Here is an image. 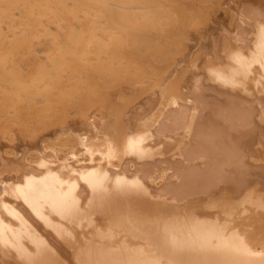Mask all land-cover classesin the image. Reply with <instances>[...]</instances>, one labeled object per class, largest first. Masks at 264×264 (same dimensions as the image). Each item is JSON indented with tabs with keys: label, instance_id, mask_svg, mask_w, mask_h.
<instances>
[{
	"label": "bare ground",
	"instance_id": "bare-ground-1",
	"mask_svg": "<svg viewBox=\"0 0 264 264\" xmlns=\"http://www.w3.org/2000/svg\"><path fill=\"white\" fill-rule=\"evenodd\" d=\"M226 1L0 0L1 253L264 264V25L244 52L260 12Z\"/></svg>",
	"mask_w": 264,
	"mask_h": 264
},
{
	"label": "crops",
	"instance_id": "crops-1",
	"mask_svg": "<svg viewBox=\"0 0 264 264\" xmlns=\"http://www.w3.org/2000/svg\"><path fill=\"white\" fill-rule=\"evenodd\" d=\"M239 1H241L242 3L240 2V3H238V4H242V6H243L244 9H246V10H251V9H253V10L255 11L254 14H256V12H257V14L260 12V15H256V16H254V14H253V16H254L253 18H254V19L251 18V19L248 20L247 23L244 24V27H245V28H244V32H246L247 30H248V31L245 33V35H247V43H246V45L243 46L242 49H243L244 52L249 53V52H250V49H251V50H254V49L257 50V49H256V45H255L257 41L255 42V40H256L258 37H256V36H257V35L259 36V33H260V31H259L260 29H259V28H261L260 24L262 23V24L264 25V23H263V21H264V17H263V16H262L263 18L261 17V15L264 14V13L262 14V12L264 11V10H263V9H264V6H263V5H264V0H263V1L260 0V1H259L260 3L262 2L263 5H261V4L259 5V3L257 2L258 0H255L256 2H254V1L252 0L254 3H253V2L247 3V2H249L250 0H248L247 2H246V0H239ZM239 1H238V2H239ZM243 3H244V4H243ZM245 4H246V5H245ZM248 5H250V7H249ZM257 5H259V6H257ZM234 7L236 8L235 5H234ZM239 7H240V5L238 6V9H239ZM258 7H260L261 10H259ZM235 8H234V9H235ZM258 16H259V17H258ZM255 17H256V18H255ZM225 18H226V19H225ZM225 18L221 19V20H222V21H220L221 24L223 23L224 28H227V29L230 28V29H231V28H232V25H234V23H230V24H229V23H228V22H229V19H227V17H225ZM256 19H257V22H256ZM260 19H261V20H260ZM262 19H263V20H262ZM234 22H236L235 15H234ZM256 23H257V24H256ZM235 24H236V23H235ZM248 24H249V25H248ZM216 25L219 27L220 24H218V22L215 24V22H214L213 25H210V26H209L210 31H212V29H213V34H215V35H217L216 32L219 33V30L217 29V26H216ZM250 25H251V26H250ZM252 25H253V26H252ZM255 25H256V26H255ZM228 27H229V28H228ZM234 27H235V25H234ZM253 27L255 28V30H254ZM257 27H259V28L257 29ZM251 28H252V29H251ZM216 29H217V30H216ZM257 30H258L259 32H257ZM215 31H216V32H215ZM254 31H255V32H254ZM253 32L255 33V36H254V37L256 38V39L253 38L254 40L251 39L250 37H248V35H249V36L252 35ZM248 33H249V34H248ZM219 34H220L219 37H220V36L223 37V36L225 35V33H224L223 31L220 32ZM253 35H254V34H253ZM253 35H252V36H253ZM222 37H220V38H221V41H222V39H223ZM248 38H249V39L251 40V42H252V43L250 42V45H251V46H252V45H255V46H252V48H250L251 46L249 45V39H248ZM208 40H209V36H208V38H206V42H208ZM221 44H222V42H221ZM234 46H235V45H234ZM249 46H250V47H249ZM248 47H249L250 49H249ZM222 48H223V46L220 45V46H219V49H222ZM221 51H222V50H221ZM204 54H205V53H204ZM203 56H204V55H203ZM203 56H202V57H203ZM204 60H205V58H204ZM204 60L201 59V60L199 61V63L197 62V64L200 65L201 63H203ZM225 62H227L226 58H225ZM220 63H221V62H220ZM220 63H217V64H220ZM199 65H197V66H199ZM201 65H202V64H201ZM222 65H224L223 61H222ZM199 72H200V73H203V71L201 70V68H200ZM244 91L247 92L246 95H247L248 93H250V95H251V92H252V95H251L252 97H264L262 91H257V92H258V95H257L256 90H250V92H249V91H246V90H244ZM239 92H240V91H238V93H239ZM241 92H242V91H241ZM241 92H240V94H241ZM245 92H242L243 94H241V95L244 96V93H245ZM255 92H256V93H255ZM259 94H260V95H259ZM251 96L248 95L247 97H251ZM255 103H256V102H255ZM256 106H257V104H256ZM193 123H194V122H193ZM200 123H201V122H200ZM200 123L198 124L199 127L196 125V124H197L196 122H195V125H194V124H191V126H193L194 128L197 127L195 130H198V128H200V127L202 126V125H200ZM260 124H261V123H260ZM191 126H190V127H191ZM191 128H192V127H191ZM191 128H190V129H191ZM194 128H193V129H194ZM235 128L238 129L237 127H234V129H235ZM239 129H245V128H241V127H239ZM259 130H264V125H263V124L259 125L258 127H255V130H254V131H259ZM256 137H257V133L254 132V134H253V138L251 139L252 142H250V144H252L254 147L257 145V143H256L257 138H256ZM257 152H258V151L254 152L255 156L261 154V152H260V153H257ZM262 154H264V152H262ZM198 157H199V156H198ZM38 226L40 227L41 230H47V227L44 226L43 223H41V222L38 223ZM49 230H50V234H51V235H53V234L55 235V234H56V233H53V231H51V229H49ZM54 232H55V231H54ZM55 236H56V235H55ZM56 237H57V236H56ZM56 241H58V242L61 243V240H60V239H58V240L56 239ZM29 246H30L32 249L35 248L34 245L31 244V243L29 244ZM0 256H1V257H0V264H3V263H4V264H28V263H25V262H22V261H18V260L16 261V260H15V257H16V256H13V258H12V257H9V256L4 255V254L1 253V252H0ZM39 257H41V258L38 259V260H36V263L34 262L35 264H41V263H43V262H42V261H44V260H43V259H44L43 256L40 255ZM39 260H42V261L39 262Z\"/></svg>",
	"mask_w": 264,
	"mask_h": 264
},
{
	"label": "rangeland",
	"instance_id": "rangeland-1",
	"mask_svg": "<svg viewBox=\"0 0 264 264\" xmlns=\"http://www.w3.org/2000/svg\"><path fill=\"white\" fill-rule=\"evenodd\" d=\"M232 1H233V0H227L225 3H226V4H230ZM225 3H222L221 5L224 7V6H226ZM223 4H224V5H223ZM221 5H220V6H221ZM220 6H219V8H221ZM219 8H217L216 11H215V10L212 11V13H213V17H214V18L216 17V15H218L219 11L222 10V8H221V9H219ZM218 9H219V10H218ZM214 11H215V12H214ZM214 13H215V14H214ZM210 16H211V17H210ZM207 17H210L211 19H213L212 14H211V13L209 14V12H208V14L206 15V17H204V19H203L204 21H201V22L199 21V22H198L197 27H199V28H198V29H195L196 31L199 30V29L202 30V29H204L205 27L207 28L208 25H209V26L212 25V21H210L211 19H210V18L207 19ZM205 21H206V22H205ZM193 31H194V30H193ZM191 33H194V32H191ZM193 35H194V34H193ZM169 59H170L169 63L171 62L170 65L172 66V67L170 66V69L173 68L174 73H177L178 70H179V68H178L179 65L172 63L173 59H172V56H171V55H170V58H169ZM164 72H166V68L162 69L161 74H163ZM174 76H175V75H174ZM178 77H179V74H178V76H177V74H176V78H175V79H177ZM183 77H184V75H183ZM183 77H181V78H182V83H183V79H184ZM181 78H180V79H181ZM180 79H179V82H180ZM146 90H147V89H146ZM147 91H148V90H147ZM140 92H141V91H140ZM140 92H139V94H140ZM145 92H146V91H145ZM143 93H144V92H143ZM98 99H99V98H98ZM94 106H96V105H89L88 108H93ZM251 209H252V208H251ZM252 210H253V209H252ZM255 210H257V209L255 208ZM255 210H253L254 212L251 211V212H253V213H251V215H248V214H250V211H248V212L244 211V213H243L244 215H242V216H241L240 218H238L237 220H239L242 224H245L246 222H249L250 225H251L252 221H254L255 218L252 217V219H251L250 216H253V215L256 214V211H255ZM221 213H222V212H221ZM245 214H246V215H245ZM222 215H223V214H222ZM243 216H244V219H245V218L247 219V220H246V219H245V220L242 219V220H244V222H242V220H241V218H242ZM246 216H247L248 218H247ZM249 218H250V219H249ZM248 220H251V222L248 221ZM231 221H232V220H230V223H233V224H234V221H233V222H231ZM245 225H247V224H245ZM241 227H243L241 224L238 225V228H239L240 230H242ZM250 227H251V226H250ZM243 228H244V227H243ZM247 231H248V230L245 231V235H247V234L250 235V231H248V233H247ZM248 235H247V236H248ZM250 238H252L251 235H250ZM253 243H254V241H253ZM253 243L251 242V244H253ZM192 258H193L194 260H192ZM165 259H166V258H165ZM190 259H191V260H190ZM175 260H176V259H175ZM196 260H197V261H196ZM182 261H184V262H191V261L198 262L199 259H198V258L195 259V257H193V256H190V257H189V256H186V258L183 259Z\"/></svg>",
	"mask_w": 264,
	"mask_h": 264
}]
</instances>
